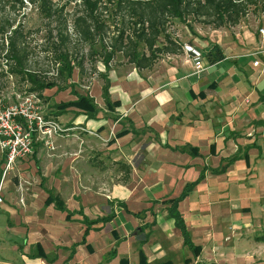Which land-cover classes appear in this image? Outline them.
I'll list each match as a JSON object with an SVG mask.
<instances>
[{
  "label": "crops",
  "instance_id": "1",
  "mask_svg": "<svg viewBox=\"0 0 264 264\" xmlns=\"http://www.w3.org/2000/svg\"><path fill=\"white\" fill-rule=\"evenodd\" d=\"M214 44L222 48L226 58L210 65L205 55ZM187 46L204 50L193 43ZM204 51L202 68L195 65L186 49L160 60L151 70L139 72L128 64L112 67L109 91L112 101L119 103L114 111L106 109L103 97L92 96L95 103L105 105L96 103L100 112L95 119L79 109L78 114L69 111L55 119L65 127L83 129L57 137L55 155L56 150L38 142L31 158L17 161V167L36 163L42 180L34 184L49 182L46 191L66 208V212L59 211L69 223H80L83 228V224L97 221L86 227V234L90 229L102 232L110 227L113 240L101 251L121 264H208L201 242L212 238L210 222L227 216L228 210L219 202L208 203L207 199L202 203L193 197L199 189L206 190L201 192L203 197L212 198L218 191L222 194L220 189L210 190L209 184L222 176L244 174L243 149L264 140L262 35L241 27L225 41L210 43ZM255 61L259 66H254ZM233 157L237 159L229 163ZM226 162L225 174L219 173L224 175L214 173ZM119 164L130 167L127 181ZM202 176L178 206L194 246L201 248H189L190 252L169 214V202L175 199L176 189H185ZM20 177L22 182L12 181V188L21 193L22 203L23 193L32 188L24 185L31 184V176L22 171ZM261 189L264 194V184ZM105 202L114 217L101 206ZM49 218L44 215L36 221L50 231L55 229V220ZM263 228V223L255 227L253 235ZM36 240L25 244L24 249L31 244L29 256L40 261L38 264L55 263L57 253L49 252L41 239ZM77 245V249L86 245L91 254L97 250L86 241L75 242L72 248ZM72 260L68 264H79ZM254 261L252 256L246 258L248 264Z\"/></svg>",
  "mask_w": 264,
  "mask_h": 264
},
{
  "label": "rangeland",
  "instance_id": "2",
  "mask_svg": "<svg viewBox=\"0 0 264 264\" xmlns=\"http://www.w3.org/2000/svg\"><path fill=\"white\" fill-rule=\"evenodd\" d=\"M26 4L27 7L22 11V14H12L10 18L16 20L17 25H23L24 31L20 44L28 56V68L38 76L57 85L52 89L45 90L42 97H39L38 94H29V86L20 77L12 75L8 71L7 62L4 58L5 52L1 51L3 37L0 33V106L7 107L15 104L20 97L35 95L39 99L37 105L39 112L48 119H56L55 114L58 112H61L62 115L70 113L69 111L78 114L77 107L71 106L57 110L55 106L74 101L76 92L89 95L92 92L91 96L102 99L104 85L102 75L109 73L101 58L91 57L89 46L81 43L78 35L73 32L74 20L84 10L82 1L54 0L58 15L53 20L43 18L37 9L29 5L28 2ZM112 13L105 15L107 24L111 26L108 36H113L115 28L120 27L119 18H116ZM2 22L3 20L0 19V24ZM60 23H62L61 27L67 25L69 35V42L66 46L63 45L61 50L69 52L73 65V70H70L71 74L66 72L63 78L59 76L61 65L56 63L57 54L53 45L54 42H61L56 31ZM241 27L252 28L258 32L260 28L264 27V5L262 2L257 6H251L245 18L236 26L216 27L215 24L195 22L193 19H188L186 23L173 20L168 25V33L182 46V51L185 52L184 48L191 43L205 50L210 43L225 41ZM51 31H53L52 34ZM95 49L100 50V46L95 47ZM141 49H144L143 46ZM170 57L171 55H164L159 58L158 62ZM261 59L259 58V60ZM241 61L247 62L245 59H241ZM80 62L84 66L83 73L78 67ZM10 63L12 62L8 64ZM122 64L128 63L122 54H118L111 67H119ZM132 66L130 65V67ZM98 103L105 108L104 103L100 101ZM57 137L59 136L56 135L52 138L53 147L56 150L53 155L57 153L56 141H59L56 140ZM242 153L244 157L242 162L244 161L246 166L244 174L240 171L236 176H222L209 184L210 190L220 189L223 191L222 194L218 195L220 192L217 190V195H213L212 198L203 197L201 192L206 190L199 189L193 197L194 201L199 202L207 199H210L208 203L219 202L222 208L228 210L227 216L210 222L208 229L210 228L212 238L208 242H201L204 248L203 255L205 252L203 258L209 260L208 264H248L246 263L248 256L255 258L254 264H264V244L254 241L253 235V229L256 230L255 227L264 224V194H261L262 184H264V140L257 144L247 145ZM4 163L5 156L0 153V178ZM38 169L39 167L34 162L31 164L27 162L25 165L21 163L18 167L15 166L8 175L4 189L5 202L0 206V263L38 264L37 262L40 261L29 256L32 250L31 244H28L25 249L24 247L27 241L35 242L36 239H41L39 241L49 252L55 251L58 255L57 261L50 264H68L73 262L72 259L79 264H121L120 260H114L111 254L101 251L107 243L113 240L110 227L107 226L106 230L102 232L90 229L87 230L86 234V227H90V225L85 226L83 224L82 228L80 223H69L66 215L55 209L54 203L49 202L50 194L46 191V189H50L49 182L42 181L41 186L45 188L36 185L38 183L34 184L36 180L40 182L42 180L41 176L37 174ZM22 171L31 176V184L24 185L32 188V190L23 193L24 201L21 203V193H16L13 190L12 181L17 179L19 183L22 182L20 177ZM183 192L184 189H176L172 198H179ZM101 206L108 211V214L112 212L109 203H101ZM7 211H10L11 214ZM111 214L114 215V213ZM44 215L55 220V229L49 231L42 228L40 221H36L43 219ZM187 230L191 232L188 228ZM83 241L88 244L93 243L97 249L96 252L91 254L86 245L79 249H77L78 245L72 248L73 243ZM195 247L201 251L200 246L195 245ZM190 252L192 251L190 250ZM231 257L234 260H231Z\"/></svg>",
  "mask_w": 264,
  "mask_h": 264
},
{
  "label": "trees",
  "instance_id": "3",
  "mask_svg": "<svg viewBox=\"0 0 264 264\" xmlns=\"http://www.w3.org/2000/svg\"><path fill=\"white\" fill-rule=\"evenodd\" d=\"M84 10L77 16L73 24V32L78 35L79 41L87 44L90 48L91 57H99L109 72L112 62L118 54H122L128 64L133 65L138 71L151 70L164 55L180 54L182 46L178 44L168 33V25L171 21L186 23L188 19L195 22L211 23L216 27L225 25L236 26L245 18L251 6H257L260 2L264 5V0H81ZM26 2L39 11L41 16L47 20H53L58 11L55 8L54 0H0V33L3 37L1 51L5 52L4 58L7 62L10 74L20 77L29 86L28 93L38 94L47 89L54 88L57 84L47 81L46 78L38 76L28 68V56L21 48L20 39L23 37V25L16 24L10 15L22 14L27 7ZM114 13L119 18L120 27L115 28L114 35L108 36L111 26L107 24L105 15ZM112 13V14H113ZM5 15V17H3ZM58 26L56 29L58 38L61 42L53 43L56 50V63L61 65L59 76L65 77V73L73 70L71 56L69 52L62 51L61 47L69 42L68 27ZM51 34L53 31L50 32ZM108 39V40H107ZM100 46L99 49L95 47ZM143 46V50L141 47ZM206 59L210 65H215L225 60V54L218 44L206 52ZM9 62H12L8 64ZM83 73V63L79 66ZM71 74V73H70ZM104 85L102 97L106 109L114 111L119 105L113 102L110 95V80L107 75H102ZM77 100L68 104L56 105L57 110L68 107H77L84 111L90 119H95L100 112L95 99L89 94L75 93ZM61 112L55 114L60 116ZM237 158L233 157L229 163ZM225 164L221 169L214 170V173H223L227 169ZM119 169L124 171V181L130 176V167L119 164ZM203 179L200 177L198 182L188 184L184 192L177 199L171 200L169 214L175 220L176 227L181 231L185 244L192 250L197 249L191 239L190 232L187 230L184 218L178 211L179 204L193 191L196 185ZM56 198L50 194L49 202H56ZM56 207L62 212L66 208L61 202H56ZM124 207L123 204H120ZM114 217V216H112ZM111 217V218H112ZM104 221V219L102 220ZM107 221V220H106ZM86 222V221H85ZM97 222V221H95ZM87 223L90 226L94 224ZM254 241L264 244V228L254 234ZM40 254L42 248L39 247Z\"/></svg>",
  "mask_w": 264,
  "mask_h": 264
},
{
  "label": "built area",
  "instance_id": "4",
  "mask_svg": "<svg viewBox=\"0 0 264 264\" xmlns=\"http://www.w3.org/2000/svg\"><path fill=\"white\" fill-rule=\"evenodd\" d=\"M259 33L264 41V28ZM193 58L195 65L202 68L204 54L191 46L184 50ZM259 66V61L254 62ZM35 95L20 97L10 106H0V153L5 156L0 178V206L4 204V189L8 175L14 170L17 161L35 153V146L43 142L45 147L54 150L52 138L67 135L70 131L82 128L65 127L53 118H46L39 112V99Z\"/></svg>",
  "mask_w": 264,
  "mask_h": 264
}]
</instances>
